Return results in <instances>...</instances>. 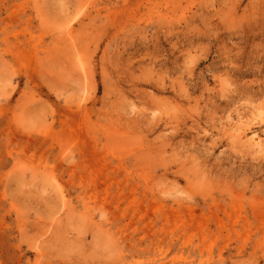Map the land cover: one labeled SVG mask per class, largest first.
Returning <instances> with one entry per match:
<instances>
[{"label":"rangeland","instance_id":"rangeland-1","mask_svg":"<svg viewBox=\"0 0 264 264\" xmlns=\"http://www.w3.org/2000/svg\"><path fill=\"white\" fill-rule=\"evenodd\" d=\"M0 264H264V0H0Z\"/></svg>","mask_w":264,"mask_h":264}]
</instances>
